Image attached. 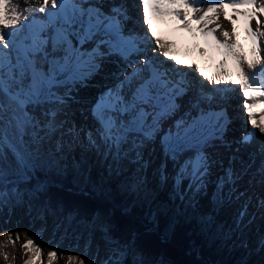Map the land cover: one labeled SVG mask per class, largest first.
Wrapping results in <instances>:
<instances>
[{"label": "bare ground", "instance_id": "obj_1", "mask_svg": "<svg viewBox=\"0 0 264 264\" xmlns=\"http://www.w3.org/2000/svg\"><path fill=\"white\" fill-rule=\"evenodd\" d=\"M74 2H77V0ZM96 2H100V4H102L101 0H96ZM42 3L43 0H13V4L18 6L19 10L23 12L26 17V19L23 20L24 27L18 32L11 33L9 37L11 47L4 49L7 57L12 60L13 64L16 63L17 55H20L21 58L23 57L25 46L31 43V39H26V37L38 35L41 39L49 40L47 49L50 51V37L54 34L55 27H58L62 22L59 19V16L63 14H71L73 11L70 6L63 5L68 11L64 10L62 6L60 13L50 18L48 16V12L52 11L51 6L49 5L45 12H40L39 8L41 7ZM132 3L137 6L135 19L137 22H135V27L139 28L141 30L140 33L144 35L146 32H148V28L144 24L141 2L140 0H133ZM102 5H104V3ZM201 7H203V5H201ZM227 11L230 17L236 19L235 32L233 33L232 37L233 42L239 45V52H241L248 60H253V43L245 31L244 18L242 16L235 15L230 7L227 9ZM34 17H40L41 21L38 23L40 25L38 26L37 24V26H34L33 24L32 27L28 28L27 23L29 22L32 24L31 21L34 20ZM167 21L168 27L165 28L162 26V24ZM218 23L221 25V28L217 29V35L221 38L223 30L226 29L232 32L233 25L229 20L224 19L223 15H221ZM210 27H214V25H210ZM252 27L254 29L257 27L255 21L252 22ZM151 31L156 32V34L161 38L162 42L174 44L173 56L176 60L181 61L182 65H189L191 63L198 65L200 72L203 73V77L206 78L215 76L218 75L220 71H222L221 61L224 59L222 53L217 51L203 35H193L192 33L182 30L180 21L176 18L170 16H155L152 19ZM101 36L102 34L97 35L90 40H86L81 50H92L97 46V44L100 43ZM146 38L148 43L142 44L146 55L145 53H141L139 56L134 55L126 59L121 55L120 52L107 50L106 46L101 45L100 52L102 55L99 56L95 61V63L98 65L97 68H92L87 62L79 63L74 69V72L64 78L63 83L56 86L60 87L56 90L57 94L64 96L66 99V104L63 105L62 109L58 112L57 120L64 122V127L75 126L76 128L81 129L78 122L81 117L82 120L88 121L87 125L82 121L81 126L83 127L86 125L84 127L85 130L94 132V130L98 127V124L91 112L97 101L106 92L114 88H119L121 94L126 98H129L132 93L135 92L136 87H138L139 83L136 80L131 79V74L134 68L143 67L144 65L136 63V61L146 59L160 61L162 64H165V67L168 64H172L171 59L164 58L157 50V46L155 45L153 39L150 38V33ZM71 39L75 44V37H71ZM77 46L80 47L79 45ZM202 49L203 54H201ZM57 54L59 55L60 53ZM200 57L202 58L201 63ZM208 57H212L214 59V62L211 65L207 63ZM261 58L264 59V54L261 55ZM36 59H40L39 54H37ZM129 61L132 62L131 66ZM260 67L264 68V64H261ZM177 68L182 69L183 72H191L193 77L203 82L202 87L198 86L202 91L203 89L206 90V88L216 89L218 87L223 90L233 89L234 92H238V95L233 94L234 98L238 97V100L233 101V104L239 105L240 109H238V112L240 115H242V120L241 122L238 120L234 121L236 117L235 113L238 112L231 110V112H229V118H231L232 123H234L236 128H234L235 130L233 129L234 132H230V130L226 131L223 134V139L226 140V142L231 141V139L237 141V143H234L232 146L234 149L239 148V153L235 156V153H233V149L231 150V148L226 152L227 146H222L224 144H221V140L215 138V128H210L209 131H205L204 128L198 127L196 130L185 136L183 129L184 127H187V125L191 124L193 118L189 110H195L193 101H200L202 108H208V105L205 104L201 98H194L188 95L184 97L185 101L182 102L184 109L179 112L176 111V108L164 112L161 111L160 107L156 105H144V111L147 115L145 116L144 120L139 121L136 124L130 123V121H132L134 118V113H128L118 117V119L122 122L128 123L129 132L127 131L126 139L131 138L132 140L136 141V144L138 143L136 147L139 154V161L142 163L139 167H142V169L151 167L153 165L161 167L160 170L164 174V177L162 176V180L164 178L165 185L171 181L173 187L181 189L188 198L190 196H199L201 193L200 195L202 200L200 203H202V205L204 202L210 201L212 204L214 203V205L217 206L224 205L222 211H226L229 210L231 206L236 207L239 210H244V207H248L250 210L251 207H249V205L255 204L256 207H253L254 212H264V207H262L261 203H259V201L264 200V178L260 174H257V171L254 172V169H260L261 162L264 161V154L261 153V147L264 146V134L257 133L252 139L251 143L245 144L241 142L242 138L246 135V132H243L242 129L245 128L247 131H249L251 127L248 122V114L245 110V103L248 102V97H259L260 93L255 90L254 85V87L249 90L248 97H245L242 93L241 87L232 82H225L214 87L206 79L201 78L198 72L192 70L190 67L180 66ZM223 70H227L230 73L232 76V81L239 79L237 70L231 60L228 61ZM126 78L127 82H125ZM24 82H28L27 75L24 77ZM111 85L113 86L111 87ZM189 85L193 87V85L195 86V83L192 84V82H190ZM18 87V85L9 81L10 91H15L18 89ZM201 93L203 92H200V95ZM216 97L220 98L221 96L218 95ZM177 98L181 97L176 96L175 101ZM0 101H2L6 106L3 126L6 130V138L8 139V135L9 140H18L24 138V132L30 125L25 122V113L27 114L28 112L27 116L32 117L33 115H36V111H47L49 108L57 107L52 103L49 104V102L42 101L41 103H26L24 107L21 108L9 96L3 94H0ZM90 102L91 104H89ZM162 102H166V100H163ZM88 104L90 106H88ZM253 111L258 115L264 112V99L259 100L255 104ZM75 113L79 114L74 115ZM81 113L83 114L82 116L80 115ZM17 119H19L21 122H24L22 129L17 127ZM36 120L39 121V115L37 116ZM178 125H181L182 127L178 128ZM177 133H179V136ZM150 134L151 140H149ZM233 134L234 136H232ZM55 136H58L55 140L56 147L60 149L62 143H64L65 140H68V138L61 135L60 131L56 132ZM172 137L175 138L172 139ZM154 138H156L158 143H154ZM82 139L85 140L83 150L88 155L100 153V156L105 158L108 153H111L112 155L115 151V148L104 144L99 139H97L96 146H89L87 138L83 132L81 133L79 140ZM71 143L74 145L76 144L74 141H68V144ZM130 144L128 145L129 148L131 147ZM210 148L214 149V153L209 154ZM7 149L10 151L12 150L5 143L3 147V157ZM12 153V156L15 157L13 150ZM223 154L224 156L222 157ZM231 155L233 156L232 160H230L232 157ZM155 156L157 157L155 158ZM202 156L207 157L208 165L206 171L203 172L199 171V161ZM228 157L229 159H226ZM2 159L4 160V158ZM212 159L214 161H212ZM224 160H226V163H224ZM229 161H232V163L229 164ZM86 162L82 164L86 168H89L91 164L87 160ZM212 163L214 165L213 168L215 167V169L212 168ZM221 169L232 171V179L229 181L230 183H228L227 180L226 182L228 184L218 182V178H220L222 175ZM152 172H154V169L151 170L149 174L151 175ZM244 173H246V177H243ZM146 176H148L147 173ZM215 176L217 177L216 181H214ZM222 181H225V179L222 178ZM231 184L233 188L237 187L239 190L236 192L233 189L231 190ZM211 185H216V190L222 195V197L220 196V198H218L217 194L213 200L211 197ZM248 191H252L255 194L253 195ZM198 192L200 193L198 194ZM243 192L246 195L248 194L247 196L252 195L251 201H249L248 198L246 201H243L237 197V195H240L241 197L244 196L245 194H243ZM227 202H230L231 205L227 204ZM248 202L250 204H248ZM21 212L23 213L20 214ZM245 214H247V212ZM247 216V220L241 222L239 227L245 226L246 229H251L249 236H246V238L251 239V242L257 244L264 243V236L261 233V225L255 224V219L253 222L249 220V215ZM241 218L242 216L238 215L237 221H242ZM263 221L264 219L262 222ZM43 231H46V234L42 235V242L40 245L43 248V260L45 264L47 261V252L53 248L57 249L59 253L63 254L62 256H58L57 264H66V257L69 254L81 256V258L84 259L87 264H112V262H114L111 260V256L108 255V252L104 247L105 243L100 236H98L96 240L97 244L98 241H100V244H95L92 247L90 255H86V253L82 251L81 253H77L78 251L67 250L65 247L62 248V246L65 244H62L61 248H59L60 244H57L49 233V231L51 232L50 227L45 228L43 223L41 225L35 226V224L30 221V217L27 216V212L15 211L11 213L8 208H4L3 203H0V264H23L24 259L27 258L24 255V250L21 247V245L26 240L25 234H27V237H32L33 234ZM262 231L264 232V230ZM5 233H13L14 240L15 234L19 233L20 239L16 241L15 245H13L7 241V236ZM240 233L241 230L239 229V234ZM242 238H244L242 234L235 237V239L238 241ZM100 246H102V248ZM99 247L101 248L100 251H98ZM262 250V252H264V245ZM3 252H7L9 254V260H4L2 255Z\"/></svg>", "mask_w": 264, "mask_h": 264}, {"label": "snow or ice", "instance_id": "obj_2", "mask_svg": "<svg viewBox=\"0 0 264 264\" xmlns=\"http://www.w3.org/2000/svg\"><path fill=\"white\" fill-rule=\"evenodd\" d=\"M65 3L66 0H43L39 11L45 12L50 5L52 11L48 12V16L51 18L60 13ZM141 6L144 24L148 28L144 36L125 29L129 16L127 6L124 4L112 5L109 12L105 13L94 5L85 8L82 3H74L71 14L59 16L62 22L55 27L54 35L50 37L51 50L47 49L49 40L41 39L38 35L26 37V39H31V43L25 46L23 57L17 55L16 63L13 64L4 49L11 47L9 40L11 33L18 32L24 27L23 20L26 17L18 6L13 4V0H0V94L9 96L21 108L26 103H41L42 101L57 106L49 108L44 113L46 119L42 123L25 113V122L36 129L33 135L34 142L38 145L42 144L44 140L50 139L58 131L61 135H69L73 141H79L83 132L89 146H96L97 139H99L104 144L118 149L125 141L128 131V123L120 121L119 116L134 113V118L130 123L136 124L144 120L147 115L144 105H156L164 112L174 109L175 97L184 94L189 82L180 78V73H170L162 64L146 59L136 61L144 66L134 68L131 74V79L136 80L139 86L129 98L122 95L119 88H114L97 101L92 109V115L98 124L94 132L78 129L75 126L65 129L64 122L57 120L58 112L66 104V99L53 89L63 83L64 78L71 75L79 63L87 62L92 68H97L95 61L102 55L101 45L106 46L107 50L120 52L126 59L134 55L139 56L141 53L146 55L142 44L149 33L157 50L164 58L171 59L174 67H190L214 87L225 82H232L239 85L243 95L248 97L249 90L255 85V90L260 93V96L248 97V102L245 103L251 127L241 142L251 143L257 133L264 134V112L258 115L253 111L255 104L264 99V68L260 67L264 64V59L261 58L264 54V0H141ZM229 7L235 15L244 18L245 31L253 43V60H248L239 52V45L232 40L236 19L229 16L227 11ZM221 15L233 25L232 32L226 29L222 31V38L217 35V29L221 28L218 23ZM153 16L174 17L180 21L182 30L193 35H203L217 51L222 53L224 57L221 61L222 71L218 75L205 78L195 63L182 65V62L173 56L174 44L162 42L156 32L151 31ZM253 21L257 25L255 29L252 27ZM100 34H102L101 40L96 47L90 51L81 50L86 40ZM71 37H75V44ZM37 54L40 56L39 60L36 59ZM201 54H203V49ZM229 60L233 62L239 76V79L235 81H232V76L227 70H223ZM129 64L131 66L132 62L129 61ZM26 75L28 76L27 83L24 82ZM9 81L18 85V89L10 91ZM201 97L208 108H201L199 117L193 118L191 124L184 127L185 136L198 127L211 124L216 129L215 138L224 142L222 133L227 126L226 112L222 108L219 112L212 111V105L215 102L212 95L201 93ZM163 100L166 102H162ZM5 112L6 106L0 101V157L3 156V147L7 142L6 130L3 126ZM221 121L224 122L221 123ZM23 123L17 119V127L22 129ZM179 127L182 126L178 125ZM41 131L43 135L40 134ZM177 135L179 136V133ZM12 150L17 163L26 167L27 154L18 152L14 148ZM261 153L264 154V146L261 147ZM206 168L207 157L202 156L199 161V171H206ZM260 175L264 176V161L261 162ZM3 176L4 170L0 167V203L4 202L7 195L2 186ZM226 178L231 179L232 177L228 175ZM260 203L264 207V200ZM5 235L7 241L13 245L20 239L19 233L15 234V240L13 233H5ZM25 236L26 240L21 247L27 258L24 259L23 264H45L43 248L35 234L32 237H27V234ZM2 255L4 260L10 259L7 252H3ZM62 255L55 248L49 250L46 264H57L58 256ZM66 264H87V262L81 256L69 254L66 257ZM112 264H119V262H112Z\"/></svg>", "mask_w": 264, "mask_h": 264}, {"label": "trees", "instance_id": "obj_3", "mask_svg": "<svg viewBox=\"0 0 264 264\" xmlns=\"http://www.w3.org/2000/svg\"><path fill=\"white\" fill-rule=\"evenodd\" d=\"M77 176L73 166H64L53 156H37L33 166L21 173H5L3 185L16 190L29 208H49L62 222L100 223L114 242L153 263L165 259L170 264H212L210 257L220 253L216 264H245L248 249L226 248L220 228L199 218L196 208L186 213L163 205L149 217L150 198L144 183L112 185L101 175L98 184L87 179L79 187Z\"/></svg>", "mask_w": 264, "mask_h": 264}, {"label": "rangeland", "instance_id": "obj_4", "mask_svg": "<svg viewBox=\"0 0 264 264\" xmlns=\"http://www.w3.org/2000/svg\"><path fill=\"white\" fill-rule=\"evenodd\" d=\"M112 86L113 85H111V87ZM57 88L60 87L54 88V91L56 93ZM89 104H91V102ZM89 104L88 106H90ZM45 112L46 111L44 110H39L38 112L36 111V115H33L32 117L36 120L37 116L39 115V121L42 123L46 119L44 115ZM76 114L79 113H75L74 115ZM80 115L82 116L83 114L81 113ZM82 121L85 122L86 125L88 124V121L82 120L80 117L78 121L79 127H81V129H84L86 125L82 127ZM67 128L68 127H65V129ZM35 131L36 129L29 125L23 135L25 139L21 138L18 140H9V136L7 135L8 139L6 144L10 149L14 148L18 152H25L27 154L26 167L33 166L37 156L42 157V159L53 156V158L55 157L56 160L60 162V164L68 167L73 166L77 169L78 176L75 180V183L79 187H83L87 178L90 180L92 179L95 184H98V180L101 175L107 177L108 181L112 185L118 184L119 182L128 183V181H132L130 183H137L138 181H140L141 183H144L146 185L144 190L150 198L148 213L149 217H151L153 214L158 213L161 205H168L171 208L177 207L186 213L190 212L191 208H197L199 218L203 220H211L215 227L220 228L219 234L224 236V246L226 248L245 246L248 249V257L246 258L245 264H264V252H262L264 243L257 244L251 242L250 238H246V236H249V233H251V229H246L245 226L239 227L240 223L246 221L248 217L247 215H249V220L254 222L255 219V224L261 225V233L264 236V232L262 231L264 230V221L262 222V220L264 219L263 211L254 212V208H251L253 210H250L249 213L241 215L242 221L239 222L237 221V217L238 215L240 216L241 213L240 210L236 207L231 206L229 210L222 211L224 205L217 206L214 205V203L212 204L210 201L204 202V204L202 205V203H200L202 200L200 195L201 191L198 192V194L200 193L199 196H190L189 198L186 197L185 193L181 189L173 187L171 181L167 185L164 184V178L162 180V176L164 177V174L160 170L161 167L157 165L146 167L144 169H142V167H139L142 163L139 161V154L136 147L138 143L136 144V141L132 140L131 138L125 139V141L119 146L117 150L115 148V151L112 155L111 153H108L106 157L103 158V156H100V153L88 155L86 152H84V140L74 141L76 143L75 145L73 143L68 144V141L73 140L69 135L66 134L63 136L67 137L68 140H65V142L62 143L60 149L56 147L55 140L58 136H55V134H53L50 139L44 140L42 144L38 145L33 140ZM40 134L43 135V131H41ZM232 136H234V134ZM149 140H151V134L149 136ZM153 141L154 143H158L156 138H154ZM129 144L131 146L130 148L128 147ZM12 154V150L10 151L9 149H7L4 153V157L2 156L4 160L0 158V167L3 168L4 175L5 173L10 171L21 173L24 168H26L25 166L18 164L16 156L13 157ZM223 156L224 154L222 155V157ZM156 157L157 156H155V158ZM226 159H229V157ZM86 160L91 164L89 168H86L82 164L86 162ZM230 160H232V158H230ZM224 163H226V161ZM153 169L154 172H152V174L150 175L149 173ZM257 169L259 168H256L254 170L257 171L256 173H259ZM146 173L148 174V176H146ZM2 186L4 191L7 193L3 202L4 208H8L11 213L15 211H25L27 212V216L30 217V221L35 224V226L41 225L43 223L45 225V228L50 227L51 232L49 231V233L51 234L53 240L56 241L57 244H60L59 248H61L62 244H65L64 246H62V248L65 247L67 250L78 251L77 253H81L82 251L86 253V255H90L92 247L95 244H100V241H98V244L96 241L98 236H100L105 243L104 247L108 252V255L111 256V260L114 262L118 261L119 264H170L165 259H160L158 262L153 263L151 262V260L147 259V257L138 255L129 247L117 244L112 240V238H110L107 230L102 228L100 223L89 225L88 222L85 221L84 223L77 226L74 223H71V221L62 222L58 220L55 214L49 208L42 211L41 209L38 210L29 208L23 201L21 195H19L16 190L9 191L6 185L4 186L2 184ZM213 186H211V189L213 191L211 197L213 198V200L217 194L218 198H220V196L222 197V195H219L218 191L216 190V185L214 187ZM232 189L233 187H231V190ZM251 193L253 195L255 194L252 191ZM244 196L239 197L245 198ZM129 204L130 202L127 203L128 206ZM227 204L231 205L230 202H227ZM250 206L254 207V205ZM22 213L23 212H21L20 214ZM239 229L241 230L240 234ZM46 231L35 234V237L40 242V244L42 242L41 237L43 234H46ZM241 234L244 238L239 241L235 239L236 236H240ZM100 247L102 248V246ZM100 247L98 251L101 250ZM219 255L220 253L212 255L209 261L212 264H216V262H218L217 260Z\"/></svg>", "mask_w": 264, "mask_h": 264}]
</instances>
